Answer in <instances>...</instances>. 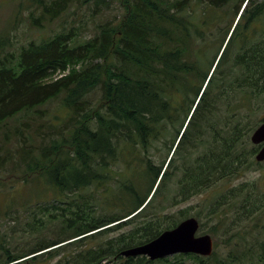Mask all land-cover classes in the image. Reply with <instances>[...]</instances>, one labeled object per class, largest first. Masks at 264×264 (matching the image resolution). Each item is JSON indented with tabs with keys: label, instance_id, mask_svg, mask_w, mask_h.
Listing matches in <instances>:
<instances>
[{
	"label": "trees",
	"instance_id": "trees-1",
	"mask_svg": "<svg viewBox=\"0 0 264 264\" xmlns=\"http://www.w3.org/2000/svg\"><path fill=\"white\" fill-rule=\"evenodd\" d=\"M245 1H28L30 19L39 25L88 4L103 13L118 3L121 13L97 22L93 35L84 40L79 36L85 29L81 22L76 30L32 40L18 52L0 55V175L14 177L13 183L42 182L51 191L47 208L36 204L46 218L37 216L27 223L35 234L31 242L0 240V264H49L60 256L59 264H187V259L236 264L235 256L217 251L157 260L121 252L187 218V210H179L178 220L161 228L162 220L172 217L156 208L164 207L159 199L171 190L173 176L178 192L171 202L177 204L178 197L188 198L240 171L236 129H227L228 115L224 121L217 117V89L222 93L218 72L209 76L217 51L208 55L196 50L194 62L186 51L188 38L203 37L202 25L193 23L196 16L206 19L213 11L214 18H220V8L233 4L237 12ZM247 1L245 15L261 16L264 0ZM233 49L226 61H244L245 54ZM260 58L264 61V47L258 48L253 67H259ZM254 79L264 82L263 77ZM54 100H59L55 112L49 107ZM206 113L211 117H204ZM162 146L168 156L159 162L155 152ZM199 148L201 153L193 157ZM146 183L149 189H141ZM234 190L246 213L264 207L253 194ZM139 219L133 228L104 237ZM48 229L50 238L44 235ZM239 230L225 227L244 240ZM261 232L258 250L247 249L256 259L249 264H264V223Z\"/></svg>",
	"mask_w": 264,
	"mask_h": 264
},
{
	"label": "rangeland",
	"instance_id": "rangeland-1",
	"mask_svg": "<svg viewBox=\"0 0 264 264\" xmlns=\"http://www.w3.org/2000/svg\"><path fill=\"white\" fill-rule=\"evenodd\" d=\"M28 1L0 0V55L7 52H18L23 45H27L32 40L41 42L57 32L68 31L70 28L76 30V26L81 22L85 24V29L80 30L79 36L84 40L93 35L97 22L113 19L115 15L119 14V10L121 13L118 3H112L109 10L105 9L103 13H95L93 11L95 6L92 5L91 9L88 4L82 8L72 7L68 12L55 20L44 21L39 25L33 23L30 19L32 6L29 5ZM236 10L234 5L230 4L227 7L220 8L217 12L224 13L228 11L235 14ZM228 19L229 14L222 15L223 21H227ZM216 22L217 20L214 18V12L212 11L210 14L208 13L206 19L200 15L196 16L193 23L198 25L204 24L208 28H211ZM200 31L203 37L199 40L187 39L186 56H188L190 62H194L196 50L200 49L201 54L206 52V54L210 55L219 44L215 43L217 42L215 41L217 38L215 30L200 28ZM205 42L209 45L203 44ZM235 49L238 50L239 46H236ZM258 66L255 68L259 71L254 73V77H264V61L262 58H260ZM240 75L241 73L238 72L234 74V77L237 78ZM263 86L264 82L259 80L253 86L246 85L245 89L247 91L245 94L241 90V99L238 106L240 112L236 118H234L233 114L236 109L235 103L229 104L227 101V106L224 104L221 111L217 110V117L223 121V117L228 115L226 126L229 125V127L227 129H236L237 139H239L236 150L239 160H242V165H238L240 171L237 174H230L227 177L219 179L212 186L201 189L198 193L188 198L178 197L181 202L177 204H172L171 202V196L176 195L178 192V181L173 176V181L170 185L171 190L163 193V201L159 199V203L164 207L156 208L162 215L168 214L172 217L171 219L164 218L161 228L166 227L172 219L178 220L180 216L179 210H187V217H195L200 221L197 235L210 234L214 240L213 251L219 252L224 257L229 255L235 256L236 262L234 263L236 264L241 261L249 264L256 260L247 249L252 248L257 251L262 237L261 225L264 223V207L258 208L259 210L256 212L246 213L240 208V203L238 202L240 197H236L231 191L236 189V191L234 190L236 193L248 192L257 197L256 200H261L257 204L264 202V162L259 163L256 161L255 153L252 154V151L257 149L258 145L251 141L253 132L264 121ZM58 106L59 100H54L49 104L50 109L54 110L53 112L56 111ZM50 111L52 112V110ZM22 116V114L18 115V117ZM15 121H11L10 124H14ZM16 123H19V121ZM222 134L225 135V132L223 131ZM1 139L0 136V142ZM162 148L155 152L157 155L155 158L159 162L167 159L168 156V150L163 146ZM201 151V148L198 151H193V157L201 153ZM165 155L167 156L164 157ZM0 176L3 177V183H0V240L7 238L13 240L15 244L20 245L29 243L35 234L30 232L27 223L33 221L37 216L46 218L45 212H37L36 204L39 203L47 208L45 201H49L48 198L51 196V191L47 190V186L42 182L33 184L30 181L25 184L16 181L13 183L14 177L13 179H8V174ZM149 185L150 183H146V188L143 185L141 189H149ZM47 195L49 196L47 197ZM221 196L224 197L223 203L217 206V201L220 200ZM58 204L59 206H63L61 203ZM216 206L217 209L212 211ZM50 211L57 212L52 208H50ZM220 213H224V216H219ZM141 222L142 220L139 219L136 223L126 226L120 231L108 233L104 237H115ZM256 223H258L257 226L255 225ZM227 226L240 229L239 231L244 234V240L236 234L238 231L234 233L226 232L225 227ZM44 235L47 238L53 236L49 232V229L45 230ZM60 257L51 260L49 264H59ZM186 263L196 264L192 259H187ZM116 264L120 263L117 262Z\"/></svg>",
	"mask_w": 264,
	"mask_h": 264
},
{
	"label": "flooded vegetation",
	"instance_id": "flooded-vegetation-1",
	"mask_svg": "<svg viewBox=\"0 0 264 264\" xmlns=\"http://www.w3.org/2000/svg\"><path fill=\"white\" fill-rule=\"evenodd\" d=\"M247 5L248 1L246 0L238 11H235V14L234 12H224L223 14H229V19L227 21H223L222 17H220L216 18L217 22L213 24L211 28H208L204 24L201 26V29L206 28L212 31L215 30L217 34V38L215 39L217 42L215 43H219L216 48L214 45L215 49H213V51H217V54L209 71V76L218 72L216 82H219V88L222 90L221 93L219 89H217L219 92L217 101H219L220 104L217 110L221 111L223 105L227 101L229 104L235 103L236 109L233 113L234 118H236L240 112L238 106L241 99L242 88L246 85L253 86L255 84V67L253 66L257 64L258 48L264 47V12L259 17L245 15ZM236 46H239V52H242L243 55L245 54L244 61H226L230 50L234 47L233 50L236 51ZM251 54H254V56H251ZM238 72H240L241 75L235 78L234 74ZM205 85L206 83L203 84L204 88ZM204 117L210 118L211 114L206 113ZM261 146L262 145H258L255 157ZM257 162L262 163L264 161Z\"/></svg>",
	"mask_w": 264,
	"mask_h": 264
},
{
	"label": "water",
	"instance_id": "water-1",
	"mask_svg": "<svg viewBox=\"0 0 264 264\" xmlns=\"http://www.w3.org/2000/svg\"><path fill=\"white\" fill-rule=\"evenodd\" d=\"M251 141L256 145H262L255 158L257 161H264V121L253 132ZM199 228L200 221L197 218L187 217L175 227L165 229L151 241L123 250L121 255L126 257L143 255L151 260L179 253L210 256L214 250L213 237L208 233L197 235Z\"/></svg>",
	"mask_w": 264,
	"mask_h": 264
}]
</instances>
